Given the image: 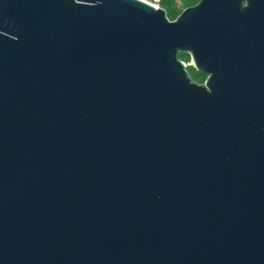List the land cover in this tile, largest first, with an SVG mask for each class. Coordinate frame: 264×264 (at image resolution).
Wrapping results in <instances>:
<instances>
[{
  "label": "water",
  "instance_id": "95a60500",
  "mask_svg": "<svg viewBox=\"0 0 264 264\" xmlns=\"http://www.w3.org/2000/svg\"><path fill=\"white\" fill-rule=\"evenodd\" d=\"M0 264H264V0H0Z\"/></svg>",
  "mask_w": 264,
  "mask_h": 264
},
{
  "label": "trees",
  "instance_id": "16d2710c",
  "mask_svg": "<svg viewBox=\"0 0 264 264\" xmlns=\"http://www.w3.org/2000/svg\"><path fill=\"white\" fill-rule=\"evenodd\" d=\"M199 0H159V7L164 10L166 18L169 21H174L180 13L189 7L196 5ZM179 58L182 62L188 61L189 57L184 55H179ZM190 78L198 83L203 84L205 77L198 74L192 67L188 66L187 68Z\"/></svg>",
  "mask_w": 264,
  "mask_h": 264
},
{
  "label": "built area",
  "instance_id": "2783aa9c",
  "mask_svg": "<svg viewBox=\"0 0 264 264\" xmlns=\"http://www.w3.org/2000/svg\"><path fill=\"white\" fill-rule=\"evenodd\" d=\"M148 5H151L152 7H154L155 9L160 8L159 7V0H140Z\"/></svg>",
  "mask_w": 264,
  "mask_h": 264
},
{
  "label": "rangeland",
  "instance_id": "374dc122",
  "mask_svg": "<svg viewBox=\"0 0 264 264\" xmlns=\"http://www.w3.org/2000/svg\"><path fill=\"white\" fill-rule=\"evenodd\" d=\"M183 64H184L185 66H187V67L190 66V65H191V60H190V58H189L188 61H184Z\"/></svg>",
  "mask_w": 264,
  "mask_h": 264
},
{
  "label": "flooded vegetation",
  "instance_id": "af4514ba",
  "mask_svg": "<svg viewBox=\"0 0 264 264\" xmlns=\"http://www.w3.org/2000/svg\"><path fill=\"white\" fill-rule=\"evenodd\" d=\"M204 83V82H203Z\"/></svg>",
  "mask_w": 264,
  "mask_h": 264
}]
</instances>
